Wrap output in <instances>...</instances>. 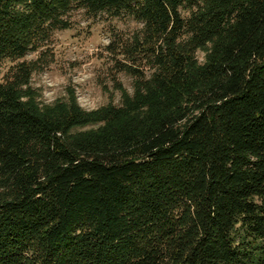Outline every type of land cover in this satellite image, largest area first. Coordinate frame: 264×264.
I'll return each instance as SVG.
<instances>
[{
    "label": "trees",
    "instance_id": "obj_1",
    "mask_svg": "<svg viewBox=\"0 0 264 264\" xmlns=\"http://www.w3.org/2000/svg\"><path fill=\"white\" fill-rule=\"evenodd\" d=\"M75 10L142 25L120 106L37 102ZM4 61L0 264H264V0H0Z\"/></svg>",
    "mask_w": 264,
    "mask_h": 264
},
{
    "label": "rangeland",
    "instance_id": "obj_2",
    "mask_svg": "<svg viewBox=\"0 0 264 264\" xmlns=\"http://www.w3.org/2000/svg\"><path fill=\"white\" fill-rule=\"evenodd\" d=\"M69 20L71 28L56 31L44 48L49 56L48 64L32 76L30 87L37 102L50 106L66 101L74 92L80 107L86 111L109 104L120 106L122 93L115 86L114 76L130 95L134 92V79L125 73L116 75L106 48L114 36L129 37L142 25L130 18L90 17L84 10L70 13ZM39 56L40 52L30 53L24 61H35ZM197 57L200 63L204 62V53L198 52ZM14 64L2 63L0 79Z\"/></svg>",
    "mask_w": 264,
    "mask_h": 264
}]
</instances>
